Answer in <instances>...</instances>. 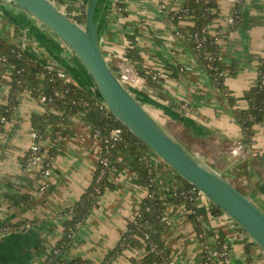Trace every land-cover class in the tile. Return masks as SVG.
I'll return each instance as SVG.
<instances>
[{
    "label": "crops",
    "instance_id": "obj_1",
    "mask_svg": "<svg viewBox=\"0 0 264 264\" xmlns=\"http://www.w3.org/2000/svg\"><path fill=\"white\" fill-rule=\"evenodd\" d=\"M122 2V8L116 4L111 8L109 4L101 24V47L110 57V66L118 70L121 63L129 60L126 48L136 46L142 55V66L167 72L160 78L159 87L138 74L139 81L132 91L157 116L180 128L186 140L197 144L193 148L196 155L214 164L244 193L264 205V120L255 125L253 142L235 154L232 149L243 136L227 101V96H232L234 107H247L245 92L259 79L264 54V0H244L239 25L227 20L236 10L235 0H219V17L211 24L210 32L218 37L226 91L214 83L168 15L186 0H152L153 6L145 4V0ZM161 3L164 8L159 12ZM67 4L70 13L78 6L77 13L80 12L81 5L75 0ZM43 25L11 1L0 0L1 35L18 43L20 32L24 39H35L41 45L40 52L27 49L36 57L47 64L53 62L75 82L90 86L91 80L73 52ZM47 54L49 59L42 58ZM9 78L8 73L0 75V227L5 228L0 232V264H39L62 237L61 212L88 187L99 155L89 141V134L94 138L91 126L76 114L63 123L64 132L46 133L43 145L46 151H53V155L51 150L46 152L52 155L49 175L41 174L42 161L26 164L23 158L33 140L32 119L47 110V105L32 94H24L11 118L2 122L1 108L8 100ZM110 180L114 187L101 195L99 205L91 210L62 253V262L140 264L145 253L142 249H125L108 259L107 255L127 230L128 221L138 213L147 189L138 182L130 165L114 171ZM44 183L48 186L41 189ZM171 183L161 186L170 216V225L163 232L169 249L166 264H204L201 231L210 245L217 242L220 233L225 235L229 248L225 264H264V249L229 215L230 218L214 213L207 204H198L199 230L190 210L182 206L175 210V185ZM222 221H227L226 225Z\"/></svg>",
    "mask_w": 264,
    "mask_h": 264
},
{
    "label": "trees",
    "instance_id": "obj_2",
    "mask_svg": "<svg viewBox=\"0 0 264 264\" xmlns=\"http://www.w3.org/2000/svg\"><path fill=\"white\" fill-rule=\"evenodd\" d=\"M116 5L122 8V0H117ZM240 6L241 4H237L234 25H239L242 21ZM97 9L100 11L102 6H98ZM219 12V0H186L180 9L170 10L168 15L214 83L226 91L219 61L218 37L209 30L211 24L219 17ZM72 16L73 19L85 23L86 2H82L80 12ZM182 21L187 23L182 24ZM125 57L133 62L138 74L156 87L160 86V77L154 76L155 70L140 64L142 55L136 46L127 47ZM4 73H8L10 78L8 100L1 108V116H4L2 122L11 118L25 91H30L36 97L45 95L43 102L47 105V110L35 114L32 119V128L41 136H36L32 140L40 143L39 150L33 152L32 148H29L23 158L25 163L32 155L39 154L45 157L43 169L51 165L53 151L49 149L52 155L46 156L48 151L42 143L46 133L64 132L63 123L70 121L71 116L76 114H81L83 120L91 126L92 134L98 131L99 137L103 139L100 144L101 154L91 183L74 204L61 212L63 235L46 259L39 264H66L60 260L59 254L68 248L91 210L99 205L104 191L114 187V183L110 180L111 174L125 165L133 168L138 182L147 189V193L141 200L138 213L128 221L127 230L109 252L107 259L120 254L125 249H142L145 253L140 258V264L167 263L169 249L163 238V232L170 225V216L161 186H165L170 181L177 183L172 199L175 210L181 206L190 210L197 228L201 229L196 219L199 212L198 189L160 158L106 106H103L99 98L89 89L72 79H67L61 71L51 68L23 45L0 34V75ZM227 97L232 113L242 126L244 133L242 141L244 145H250L253 142L255 125L264 120V54L261 58L259 79L245 92L247 107H234V98ZM117 127L121 128V134L117 139L110 140V143L114 144L106 149L105 144L109 143L106 139L110 138L111 131ZM104 156L108 158L107 163L102 161ZM153 156L157 157L156 161L153 160ZM100 174L102 176L99 178ZM210 203L214 213L224 212L216 204ZM200 235L203 240L204 264H213L211 259L213 248L208 243L205 232L201 231ZM224 244H226L225 235L220 233L216 242L219 254L224 250Z\"/></svg>",
    "mask_w": 264,
    "mask_h": 264
},
{
    "label": "water",
    "instance_id": "obj_3",
    "mask_svg": "<svg viewBox=\"0 0 264 264\" xmlns=\"http://www.w3.org/2000/svg\"><path fill=\"white\" fill-rule=\"evenodd\" d=\"M56 34L91 80L85 86L132 132L182 177L194 184L264 249V209L215 167L184 145L134 94L110 66L101 47V24L111 0H86V21L55 0H9ZM98 6H102L99 11Z\"/></svg>",
    "mask_w": 264,
    "mask_h": 264
},
{
    "label": "built area",
    "instance_id": "obj_4",
    "mask_svg": "<svg viewBox=\"0 0 264 264\" xmlns=\"http://www.w3.org/2000/svg\"><path fill=\"white\" fill-rule=\"evenodd\" d=\"M243 1L244 0H235V2L237 3V4H242L243 3ZM163 3H161L160 4V10L162 11L163 10ZM236 17H237V14H236V10L234 11V13L232 14V15H230L228 18H227V20H228V22L230 23V24H234L235 23V21H236ZM210 30V29H209ZM215 34V33H214ZM216 35V34H215ZM64 76H66L63 72H61ZM117 74H118V76H119V78L125 83V82H129V84H131V85H136L137 83H138V81H139V75H138V73H137V71L135 70V68H134V66H133V64L129 61V60H126L125 62H123V63H121L120 64V68L117 70ZM168 74H167V72H165V71H162V70H159V69H156L155 71H154V76L155 77H166ZM67 77V79H71V78H69L68 76H66ZM73 80V79H72ZM126 84V83H125ZM129 87H131L132 88V86H129ZM31 94V92L30 91H25L24 93H23V95L24 94ZM39 99H41L42 101H44V99H45V95H42V96H40V97H38ZM99 102H101V104L103 105V106H106L105 105V103L101 100V99H99ZM107 107V106H106ZM78 116H81V114H77V116L76 117H78ZM1 120H4V116H1ZM31 134H32V138H34V137H36V136H40L39 135V133H37V131H35L33 128H31ZM120 134H121V128L120 127H117V128H115V129H113L112 131H111V134H110V138L108 139H106V141H108L109 143H110V140H115V139H117L119 136H120ZM93 136H94V138L95 139H98L99 141H100V143L103 141V139L102 138H100L99 137V133H98V131H95L94 133H93ZM41 137V136H40ZM106 143L105 144V147H106V149H108L109 148V146L110 145H112V144H114V143ZM39 144L40 143H35V142H33L32 141V144L30 145V148H32V151L33 152H36V151H38L39 150ZM244 147V143H243V141L242 140H239L237 143H236V145L233 147V149H232V152H234L235 154H239L240 152H241V150H242V148ZM107 151V150H106ZM44 156L43 155H32L29 159H28V161L26 162V164H28V165H30V164H33V163H35V162H38V161H42V162H44L43 160H44ZM153 160H157V157H155V156H153ZM102 161L104 162V163H107V161H108V158H107V156H104L103 158H102ZM50 166L51 165H47V167L46 168H44L43 169V166H42V168H41V174L42 175H44V176H48L49 175V173H50ZM102 176V174H100L99 175V178ZM47 186H48V183H44L42 186H41V189H46L47 188ZM195 186V185H194ZM195 188H197L196 186H195ZM198 189V188H197ZM175 192H176V186L174 187V189H173V193L175 194ZM203 192L200 190V189H198V195H197V198H198V200H201L202 199V197H203ZM263 197H264V195H263ZM169 221H170V218H169ZM5 230V228L2 226V227H0V232H2V231H4ZM228 258H229V248H228V245L227 244H224V250L222 251V253L221 254H219V252L217 251V249H213L212 251H211V259L213 260V264H225L226 263V261L228 260Z\"/></svg>",
    "mask_w": 264,
    "mask_h": 264
},
{
    "label": "rangeland",
    "instance_id": "obj_5",
    "mask_svg": "<svg viewBox=\"0 0 264 264\" xmlns=\"http://www.w3.org/2000/svg\"><path fill=\"white\" fill-rule=\"evenodd\" d=\"M55 2L57 3V5L63 10V11H65L67 14H69L70 16H72L73 14H75V13H77L78 12V10H79V6L76 8V9H74V11H72V13L70 14V11L68 10V8H67V3H71L72 2V0H66V1H63V0H55ZM74 2V1H73ZM75 2L77 3V4H80L81 5V3L82 2H86V0H82V2L79 0V1H77V0H75ZM81 2V3H80ZM116 2H117V0H111V8H112V5L113 6H115V4H116ZM145 4H147L148 6H153V4H152V0H145V2H144ZM158 11L160 12V9H158ZM155 14V16H157L156 15V13H154ZM73 17V16H72ZM36 21L38 22V23H40L41 24V22L39 21V20H37L36 19ZM44 26V25H43ZM4 28H6V25H4ZM44 28H47L46 26H44ZM19 37H20V42L21 43H19V44H21V45H23L25 48H28V47H32L35 51H37L38 53L40 52V50H41V45L38 43V42H36V40L35 39H33V38H31V37H29V38H27V39H24V35H23V33L22 32H20V34H19ZM105 55L107 56V59H108V61H110V57L105 53ZM42 58H44V59H49V56H48V54L46 55V56H43ZM76 58V57H75ZM41 59V58H40ZM42 61H44L43 59H41ZM45 62V61H44ZM49 66L51 67V68H54V69H57V70H59V67H56L55 66V64H53V62H50L49 61ZM113 67V66H112ZM113 69L115 70V72H117V70L115 69V67H113ZM126 83V85L127 86H132L133 87V85H131V84H129V82H125ZM135 94V93H134ZM136 95V94H135ZM137 96V95H136ZM146 105V104H145ZM147 106V105H146ZM147 108L177 137V138H179L180 139V141H182V143L184 144V145H188L189 147H191V148H189L191 151H194L193 150V148L194 149H196V146H197V144H195L194 142H192V141H190V140H186L185 139V136H184V132L183 131H181V129L180 128H178L177 126H175V125H173L171 122H169V121H167V120H164V119H162L161 117H159V116H157V113L155 112V111H153L152 110V108H150V107H148L147 106ZM241 125V124H240ZM241 135L243 136V129H242V126H241ZM186 135V134H185ZM236 137H238L237 136V134H234ZM187 136V135H186ZM89 141L91 142V144H93L94 146H95V148H97V153H98V155L100 156V154H101V143H100V141L98 140V139H95V138H93L92 136H91V134H89ZM43 143V142H42ZM187 146V147H188ZM198 151V150H197ZM46 156H48L47 154H46ZM209 163V162H208ZM211 164V163H210ZM213 167H215L216 168V166L214 165V164H211ZM95 168H96V166H95ZM95 170V169H94ZM225 177H227L226 176V174L225 173H222ZM94 175V173L92 174V176ZM92 179L93 178H91V181H92ZM91 181H90V183H91ZM172 185H177V183H176V181H172V183H171ZM239 189H242L241 188V186H238V185H236ZM244 191V190H243ZM173 194V193H172ZM252 198V197H251ZM253 199V198H252ZM200 201H202V202H200L199 204L201 205V203H204V204H207V206L209 207V208H211V203L209 204L208 203V201L209 202H211L208 198H207V196H205V195H203V197H202V199L200 200ZM263 209H264V205L262 204V203H258ZM138 211H139V209H138ZM223 215H227L225 212H223L222 213ZM227 217L228 218H230L228 215H227ZM232 221H234V220H232ZM221 223H223V225H226V223H227V221H222ZM234 223H236L235 221H234ZM237 224V223H236ZM238 225V224H237ZM239 226V225H238ZM73 240V239H72ZM72 242V241H71ZM71 244V243H70ZM212 246V248L213 249H217V245H216V242H215V244H212L211 245ZM62 256V254H59V258ZM46 259V258H45ZM44 259V260H45ZM43 260V261H44Z\"/></svg>",
    "mask_w": 264,
    "mask_h": 264
}]
</instances>
